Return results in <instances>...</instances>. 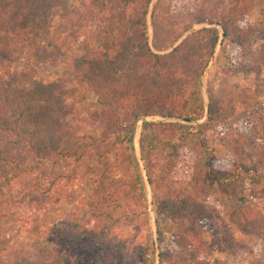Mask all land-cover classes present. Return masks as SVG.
<instances>
[{"label":"trees","instance_id":"obj_1","mask_svg":"<svg viewBox=\"0 0 264 264\" xmlns=\"http://www.w3.org/2000/svg\"><path fill=\"white\" fill-rule=\"evenodd\" d=\"M151 1L0 0V264H224L251 216L260 235L264 47L236 12L220 23L158 0L157 51L196 24L223 34L193 30L157 54ZM219 45L233 53L206 101ZM246 138L252 166H219L218 150L234 156ZM24 240L32 261L14 251Z\"/></svg>","mask_w":264,"mask_h":264},{"label":"rangeland","instance_id":"obj_2","mask_svg":"<svg viewBox=\"0 0 264 264\" xmlns=\"http://www.w3.org/2000/svg\"><path fill=\"white\" fill-rule=\"evenodd\" d=\"M241 1L242 0H183V2L187 6V11H194L198 7L200 9L204 8L209 16L214 17L216 20L218 19L220 23L222 22L226 23L227 20L230 19L231 14L236 12V14L234 13L232 15H235L234 18L236 19L237 23H239L237 24V26L243 27L245 23L244 29L247 32H251L248 33V35H246V37L249 38L248 42L249 43L251 42L252 44V26H253V28L255 29V37L253 43L254 49L255 50L262 49L264 47V0H243L245 1V3H241ZM157 2L158 0H152L150 2V6L148 8V13H147V23H148V33H149L148 43L155 53L162 55L170 53L175 47H178L182 43V41L187 37V35L190 32H192L193 30H199L203 27L218 28L222 39L223 29L222 27H220V25L216 23L196 24L193 26L191 30L185 33L170 49L166 51H157L153 47L154 27H153V19H152L153 10ZM231 53L233 52L229 47V45H225L223 47H221L220 45L218 46L216 53L205 72V75L207 72L208 74L207 77L205 76L204 78L202 96L206 101L209 100L206 91V84L210 83L211 80L213 79V76L218 74L217 69L227 67V63H228L227 57H229ZM216 58H218V60H215ZM244 78L245 76H240L238 78H235V81H237V83H243ZM262 100L264 102V90H263ZM148 120H150V118ZM141 126L142 123L140 122L136 136V145H137L136 155L138 156L141 169L143 171V174L145 175L144 165L140 157V150L138 145L140 139V133H141ZM239 148H240L239 152L235 153L234 156L231 157L229 155H226V152L223 149L218 150V159H220L218 165L221 167H228V168L233 167L232 169H235L238 165L240 167L241 166L243 167L244 165L252 166V161H254L253 160L254 152L252 151V139L246 138L244 141L241 142ZM232 160L236 162L237 166L233 165L235 163H232L231 162ZM262 184L264 185V182ZM147 187L150 194L149 185H147ZM261 187H258L257 190L261 189ZM248 195L252 196V191L248 192ZM253 200L255 201L256 205L252 204L251 209H253V212L254 210H256L258 216L263 219V221H261L262 224L258 225L259 228L261 227L260 235H257L258 234L256 233L257 230L255 229L254 226H252V216H251V220L246 228L247 229L246 231L248 232L247 233L237 232L235 234L234 239L235 241H237V245H235L233 250H231L230 252L229 250H225L226 253L224 254L220 253L219 251V254L217 255V259L221 263L251 264L255 260L254 257L261 256L262 253H264V197ZM151 205H152V209L150 207V210L152 211L153 204L151 203L150 206ZM228 208L229 206H227V209L226 208L225 209L228 210ZM154 220H155V226L157 227L156 217L155 215H153V211H152L153 229H154V222H153ZM234 229H236V227ZM157 241H158V236H157ZM17 245L18 246H16L14 250L15 253L19 254V252H21L20 249L26 246V251L24 253V256H26L27 259H29L30 261H32L34 257H36L37 254L39 253L38 247L34 243L29 244V242L26 240H24L21 243L18 242Z\"/></svg>","mask_w":264,"mask_h":264},{"label":"water","instance_id":"obj_3","mask_svg":"<svg viewBox=\"0 0 264 264\" xmlns=\"http://www.w3.org/2000/svg\"><path fill=\"white\" fill-rule=\"evenodd\" d=\"M136 149H137V147H136ZM150 207L152 209V205ZM153 222H154V237H155V240L157 241V227L155 226V220Z\"/></svg>","mask_w":264,"mask_h":264}]
</instances>
